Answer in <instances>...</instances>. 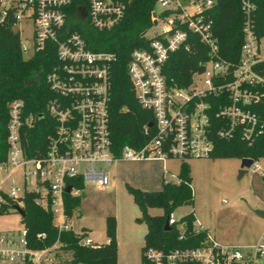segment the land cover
I'll return each mask as SVG.
<instances>
[{"label":"built area","instance_id":"obj_1","mask_svg":"<svg viewBox=\"0 0 264 264\" xmlns=\"http://www.w3.org/2000/svg\"><path fill=\"white\" fill-rule=\"evenodd\" d=\"M132 1L0 0V26L13 27L21 38L22 54L31 58L47 52L57 60L46 79L55 95L46 105L48 117L56 124L55 133L47 138L46 146L35 142L37 153L29 132L44 115L26 112L22 99L9 104L8 152L0 162V209L11 202L12 211L24 210V200L32 194L39 207L53 214L59 232H71L66 196H80V184L108 187L109 168L120 160L211 159L218 140L240 137L252 145L264 136V124L253 110L264 103V75L260 73L264 36L255 31L256 5L242 3L244 42L239 60L231 63L220 54L214 21L208 15L218 0H158L153 27L143 33L148 43L132 51L127 65L138 104L154 115V135L140 150L126 146L121 157L114 155L109 103L118 56L95 51L90 34L119 26ZM148 32L154 35L149 37ZM192 34L205 50V59L193 70L188 84L175 83L167 77V64L177 50L191 51L196 42ZM250 159L248 173H261L264 178L260 164L264 159ZM169 225L178 227L173 217ZM195 227L199 228L196 223ZM179 231L180 241L185 227ZM27 236L24 224L20 237L0 232V264L65 263L57 259L63 250L59 241L35 250ZM45 238V234L38 235V239ZM260 239L247 248L229 247L207 231L196 247L145 246L142 264H264V233ZM81 244L94 245L89 238Z\"/></svg>","mask_w":264,"mask_h":264},{"label":"trees","instance_id":"obj_2","mask_svg":"<svg viewBox=\"0 0 264 264\" xmlns=\"http://www.w3.org/2000/svg\"><path fill=\"white\" fill-rule=\"evenodd\" d=\"M158 0H133L126 11L122 23L111 31L99 32L92 30V48L95 51H110L118 56L112 72V95L110 100V132L113 142V152L121 157L126 146L140 150L152 140L155 123L151 111L138 104L127 65L132 51L148 43L143 33L153 27L152 13ZM245 0H218L208 15L214 21V32L218 40L220 54L225 61L236 63L241 54L244 42V14L242 3ZM256 5L255 31L264 36V0H246ZM191 39H196L192 34ZM192 42L191 51L184 49L173 53L167 64V77L179 84H188L192 72L197 69L200 61L205 59V50L198 38ZM57 65L55 55L47 52L36 53L34 57L26 58L21 52V38L9 24L0 26V162H4L8 152V120L9 104L22 99L26 112L44 115L37 125L29 132L30 142L34 153L39 146H46L47 138L55 133L56 124L48 117L47 103L55 98L49 89L46 79L54 66ZM261 75H264L262 68ZM253 110L259 115L264 124V103L255 106ZM152 125V126H151ZM149 127L148 131L145 128ZM36 142V143H35ZM264 159V136L252 145L244 142L240 137L229 141H217L215 152L211 159ZM186 161L185 159H182ZM178 175V184L165 183L161 191H141L128 185L136 204L142 211L141 223L148 225L146 246L159 249H174L180 247H196L205 238L207 230L195 227V214H189L181 219L185 225L184 239L179 241L181 231L173 226L171 231L165 230V223L170 220L180 206L194 203L192 186V172L187 163L183 162ZM264 179V178H263ZM82 190L85 186L80 184ZM81 196H66V212L73 218L76 209L81 205ZM13 204H6L0 209V216L9 214ZM150 208L164 209L162 217H152L148 214ZM26 216L22 224L28 229V244L35 250L52 247L56 242L71 255L64 264H121L118 260L117 223L115 217L106 220L105 245L94 244L85 246L81 240L88 238L87 229L80 233L74 231L59 232L54 227V216L44 211L35 203V196L29 194L24 200ZM45 234V239H38V235ZM145 249V248H144Z\"/></svg>","mask_w":264,"mask_h":264},{"label":"rangeland","instance_id":"obj_3","mask_svg":"<svg viewBox=\"0 0 264 264\" xmlns=\"http://www.w3.org/2000/svg\"><path fill=\"white\" fill-rule=\"evenodd\" d=\"M153 35L148 32L149 37ZM27 41L23 38V42ZM183 162L192 172L194 203L180 206L172 215L178 228H184L181 219L193 213L199 229L200 224L206 226L223 245L247 248L257 244L264 233V220L255 214V210L264 209V179L261 173H248L240 179L241 160L237 158L120 160L109 168L111 182L108 187L100 188L92 183L86 184L81 191V205L69 222L74 232L87 229L89 239L105 245L106 220L115 217L118 260L121 264H142L148 225L138 221L142 211L128 191V185L141 191L158 192L165 183L178 184ZM260 164L263 166L264 160ZM9 212L0 216V232L20 237L22 218L15 211ZM148 214L162 217L165 211L150 208ZM57 259L64 263L71 255L60 250Z\"/></svg>","mask_w":264,"mask_h":264},{"label":"water","instance_id":"obj_4","mask_svg":"<svg viewBox=\"0 0 264 264\" xmlns=\"http://www.w3.org/2000/svg\"><path fill=\"white\" fill-rule=\"evenodd\" d=\"M155 17V16H153ZM156 18V17H155ZM154 25H157V22L155 21L154 22ZM152 126V125H151ZM253 163V160L250 159V158H247V159H242L241 160V169H240V179L243 178L244 176L248 175V170L247 168H249L251 166V164ZM70 187H67L66 189V193H69L70 192ZM16 211L19 213V215L23 218L26 216V211L20 209L19 207H16ZM255 214L264 220V210H255ZM165 230L166 231H171L172 230V227L171 225H169V221H167L165 223Z\"/></svg>","mask_w":264,"mask_h":264},{"label":"crops","instance_id":"obj_5","mask_svg":"<svg viewBox=\"0 0 264 264\" xmlns=\"http://www.w3.org/2000/svg\"><path fill=\"white\" fill-rule=\"evenodd\" d=\"M260 210H264V209H260ZM195 217H196V215H195ZM197 217H196V222H197ZM200 224V223H199ZM200 228H202V229H204V230H207V227L205 226L204 227V225H202V224H200ZM87 231H89V230H87ZM208 231V230H207ZM217 239V238H216ZM91 240V239H90ZM92 241V240H91ZM93 242V241H92ZM94 243V242H93ZM106 243H108V241L106 242ZM94 244H97V243H94Z\"/></svg>","mask_w":264,"mask_h":264}]
</instances>
